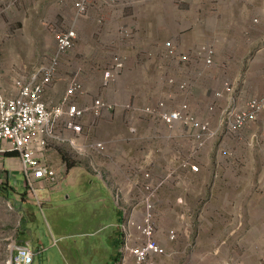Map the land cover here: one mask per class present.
<instances>
[{"label": "rangeland", "instance_id": "1", "mask_svg": "<svg viewBox=\"0 0 264 264\" xmlns=\"http://www.w3.org/2000/svg\"><path fill=\"white\" fill-rule=\"evenodd\" d=\"M80 1L0 0V75L3 86L10 92L16 80L29 81L41 66L54 59L56 41L61 35L76 31L82 20V26L86 27L88 15L76 18L75 6ZM90 5L88 14L95 8L112 12L119 9L110 7L125 5L121 23L125 26L123 29L128 26L131 38L127 41L138 37L155 42L151 51L146 52V59L157 67L158 78L163 73L165 79L175 81L172 85L164 82L161 94H167V98L170 94L186 103L189 112L199 121L206 120L208 110L215 106L213 125L217 124L220 111L227 104V95L215 100L214 94L221 92L223 84L228 83L234 85L239 98L245 81L249 80L246 69L239 64L241 59L252 58L258 50L263 52L264 0H118L115 5L90 0ZM104 20H100L102 25ZM84 42L76 40L74 50L68 55H80ZM130 42L121 43L119 49L131 53L136 46H128ZM208 46L215 51L216 68L204 66L203 49ZM166 51L178 57L165 58ZM108 53L110 57L119 55L109 46L98 54L99 57L103 54V63L107 62ZM243 64L246 66L245 62ZM262 66L264 72V62ZM254 68L258 72L259 66ZM174 70L188 72V75L181 78ZM257 72L250 78L253 85L260 78ZM261 77L264 79V73ZM262 91L263 87H257L255 92L251 89V98L246 94L249 99L239 104L244 106L249 100L264 96ZM261 120L236 135L221 134L214 138L204 145L206 148L198 156L199 165L203 152L213 146V141H230V149L221 154L229 171L217 177L220 189L228 195L224 204H211L205 195L191 202L190 197L184 195L177 215L183 218L176 221L170 213L172 206L159 204L162 199L157 197L154 219L158 221V240L166 252L148 264H258L264 257L261 253L264 251V129L261 126L264 121ZM55 150L72 163L60 191L38 188V200L42 203L48 198L50 201L43 207L44 214L38 211L40 223L32 231L33 241L40 240L46 248L36 264H58L63 261L62 256L70 257L72 250L76 251L80 263L104 264L103 258L113 253L108 238L116 233L118 208L86 160L75 157L73 151L63 146L53 147L52 151ZM161 151L156 146L149 149L150 154L157 155ZM53 158L58 160L59 157ZM13 164L17 166L18 162L11 160L6 167L12 168ZM0 172L3 180L7 171L0 166ZM16 177L14 185L6 182L11 195L0 197V264H6L14 254L17 233L28 226V223L24 225L16 203L22 199L35 200L31 193L22 197L26 192L22 173ZM11 186H15V190ZM129 190L128 187L131 195ZM130 198L129 202L120 203L123 212L128 213L133 206ZM167 208L168 212L163 214V209ZM261 210L262 215L256 219L255 214ZM171 230L177 231L178 238L169 243L167 233ZM246 245L251 247V252L246 251ZM126 264L134 263L128 260Z\"/></svg>", "mask_w": 264, "mask_h": 264}, {"label": "built area", "instance_id": "2", "mask_svg": "<svg viewBox=\"0 0 264 264\" xmlns=\"http://www.w3.org/2000/svg\"><path fill=\"white\" fill-rule=\"evenodd\" d=\"M95 1L106 5L118 2ZM90 7V0L77 3L76 18L87 16ZM120 37L127 41L130 38L129 30L123 29ZM76 40L74 30L61 35L56 41L54 59L48 65L41 66L29 81L16 80L11 92L3 86L0 75V157L7 154L17 156L26 193H31L37 202L38 188L60 191L70 173L72 161L60 156L56 150L52 151L53 147L63 146L73 151L75 157L86 160L95 177L111 187L112 199L120 211L117 230L121 235V248L117 264H126L128 260L134 264H148L166 252L163 243L158 240V221L154 219L158 194L166 185H177L183 181L185 172L199 174L197 160L200 152L206 148V143L221 134L236 135L264 118V96L251 99L241 106L239 101L242 95L238 98L234 85L224 83L223 90L215 93L214 99L219 100L227 95V104L220 111L217 124L213 125L215 106L208 110L206 120L199 121L189 112L186 103L169 106L170 100L167 98L142 108L131 103L107 102L100 97L90 105H79L78 101L86 95V90L79 80V73H75L61 102L49 108L45 102V93L53 84L61 59L74 50ZM172 56L178 57L172 51H166L164 55L165 58ZM215 56L213 47L203 49L206 68H213ZM116 60L102 73L103 89L115 83L124 71L126 59ZM174 82L172 79L165 80L169 85ZM117 114L121 116L122 125L129 136L122 140L124 144L130 145L134 139H140L143 134L140 131L141 122H147L150 133L145 134L146 142L141 143V146L155 142L160 147L166 145L174 148L178 154L177 160L172 164L170 161L166 166L134 164L123 173L120 170L129 191H132L131 195L125 193L126 188L115 178L116 171L109 170L112 165L123 168L122 164H118L125 153L120 141H116L118 145L109 151L108 142L92 139V134L101 123L113 120ZM169 143L175 146L171 147ZM49 153L54 154L48 156ZM185 155L187 158L183 159ZM53 156H58V160ZM129 196L133 206L127 213L122 211L120 203L129 202ZM177 204H182L181 197L177 199ZM176 232L171 230L167 233L169 242L176 241ZM13 245L14 254L6 264H33L34 253L29 246L19 247L14 242ZM258 264H264V257Z\"/></svg>", "mask_w": 264, "mask_h": 264}, {"label": "crops", "instance_id": "3", "mask_svg": "<svg viewBox=\"0 0 264 264\" xmlns=\"http://www.w3.org/2000/svg\"><path fill=\"white\" fill-rule=\"evenodd\" d=\"M110 8L119 10L111 12L110 9L108 11L107 9L95 8L94 11L90 10L91 12L88 14V19H85V21L87 22L86 27L82 26V22H84L83 20L77 24L75 28L77 34V42L79 40H84L85 47H83V49L81 50L80 55L71 53L70 55L62 59L53 84L45 93V102L49 108H52L61 102L71 80V77L75 73H79V80L86 90V95L78 101L79 105H90L95 99L100 97L107 102L115 104L131 103L137 108H142L148 104H156L158 101L167 98V94H161L160 92L162 84L166 80V74L162 76V73L158 78L157 67L154 65V63L146 59V52L151 51V45H155V42L153 43L152 41H143L137 39L138 37H135L132 42L121 39L120 32L123 30V27H125L123 26V23H121V20L123 19L122 10L126 8V6L122 5ZM102 18H105L103 25L100 21H103ZM129 42L130 44L128 46H136L133 47L134 51H131V53H127L119 49V45H121V43ZM109 46L114 47L115 53L118 52L119 55L116 56V54H114L113 57H110V54L108 53V60L106 63H103L101 59L104 58V56H102L104 53L100 57L98 54L103 49L107 50ZM147 47L151 48L149 49ZM262 49L263 52L258 50L252 58H248L244 61L243 59H241V62L239 63L240 65H242L243 70L246 69L245 75L249 78V80L245 83L240 103H243L246 99L251 98V89H253L255 92V90L257 91V87H263V91L261 93H264V79L261 77V75H263L262 64L264 62V48ZM136 57H138L139 60L136 59ZM117 58L126 59L124 71L115 83H112L107 89H103L101 88V83L103 80L102 73L106 69V65L109 66L111 64H114L117 61ZM244 62L246 66H244ZM228 65L229 63L227 64V66ZM254 66H259L258 72L253 70L255 69ZM214 67H217V59L214 60ZM77 69L80 70L76 72ZM173 72H175V74L181 78H185L184 75H188V72H183L182 70H174ZM254 72L260 74V78L259 76L257 77L259 79L256 82V85H253L252 80L250 81V78H252ZM213 77L215 76L213 75ZM246 94L249 95V98L246 97ZM175 98L176 97H173L169 94L167 99L170 100V103L178 105L180 101L179 99ZM261 121H264V119H262ZM261 126H263L264 129V123H261ZM140 131L141 133H143L141 134L140 139H134V141L130 145L124 144L122 140L129 138V136L127 130L122 125L121 116L117 114L116 116H114L113 120L102 122L100 127L95 131V133L92 134L93 140L108 142L109 151L118 145L116 144V141H118V143L120 141L125 153L122 155V158L119 159L118 164H122L121 166L123 168L121 169L112 165L109 170H112V172L116 171L117 175L115 178L119 181L123 188H126L125 193H128V186L121 172L123 173L126 169L132 167L134 164L141 166H144L145 164H157L166 166L170 161V164H172L177 160L178 154L176 150H174V148H169L166 145L160 147L155 142L146 144L143 147L141 146V143L146 142L145 134L150 133L149 125L147 124V122H141ZM229 142L230 141H213V146H211L208 151L205 150L202 154L201 161L199 162V174L192 175L189 172H185L183 173V177L186 181H181L177 185L168 184L161 191L159 198L160 200H162L159 204L168 207L172 206V211H170V213L176 217V221H178L179 218H183L182 215L179 218L177 216L180 213L181 209V205L177 204V199L180 197L183 198L184 195L188 198L190 197L189 201L191 202H196L199 200L201 195H205V197L207 198V200H209V202H211V204H224L225 199L228 197V195H225L220 189L219 184H217V177H221L222 173L224 174L229 171V169L226 170V167L222 161L223 157H221V154H223V152L230 149L228 145ZM151 146H156L159 149H162V151L157 155L150 154L149 149L151 148ZM142 150H144V152H142ZM169 151L171 152L169 153ZM11 160L17 161L18 165L16 166V164H13L14 167L12 168L6 167V163H9V161ZM204 163L205 165H203ZM9 165V167H11V164ZM0 166L3 170L7 171V175L4 174V176L6 177L3 179V181L14 185V181L17 179L16 175L21 174L18 158L0 157ZM1 175H3L2 172H0V176ZM74 180L75 178L72 179L71 182L73 183ZM0 182L2 183V180ZM100 182L107 188L112 198L111 187L107 185L105 181L100 180ZM11 187H13V189L15 190V186ZM2 194H5V192L0 191V197L3 198ZM49 201L50 199L48 198H45V201H42V203L40 200L39 202H37L36 200L25 201L24 199H22L20 200V202L16 203L19 208L18 211L21 212L22 218L24 219V225L28 223V226L25 230L20 229V231L17 233L14 244L18 245L19 247L29 246L31 251L34 253L33 264H36L37 258L46 251L44 244L41 243L40 240L33 241L32 231H35V227L40 223L39 216L37 214L38 211L44 214L43 207L45 206L46 202ZM50 207L51 206L49 205L48 208ZM165 212H168V208L163 209V214ZM117 213L118 222L116 225V233L112 237L108 238L109 245L112 247L113 253L110 256L103 258V260L105 261L104 264H117L120 259L121 246L119 244L120 240L117 234L119 233L117 230V226L120 220L119 209ZM260 215H262V210L257 211V213L255 214L256 219ZM160 227H162V225ZM167 242H169L168 239ZM246 247H248V245H246ZM246 251L251 252V247H248ZM71 252L72 253L70 257H67L65 255L62 256L63 261L58 262V264H84L82 262L80 263V259L78 260V257L75 255L76 251L74 252L72 250ZM210 252H214V250H211ZM261 253L264 255V251Z\"/></svg>", "mask_w": 264, "mask_h": 264}, {"label": "trees", "instance_id": "4", "mask_svg": "<svg viewBox=\"0 0 264 264\" xmlns=\"http://www.w3.org/2000/svg\"><path fill=\"white\" fill-rule=\"evenodd\" d=\"M5 157H17L15 154H7ZM71 168V167H70ZM69 168V169H70ZM6 175H7V172L5 173ZM6 177V176H5ZM0 181H1V179H0ZM0 191L1 192H5V194L7 195V196H10L11 194H9V191H7V189H6V182L5 181H3L2 180V183L0 182ZM12 191V190H11ZM26 192H23V194H22V197H26ZM24 222V221H23ZM121 222V221H120ZM118 237H119V244H120V246H121V235H120V233H118Z\"/></svg>", "mask_w": 264, "mask_h": 264}]
</instances>
